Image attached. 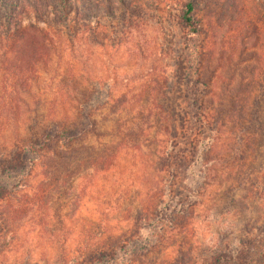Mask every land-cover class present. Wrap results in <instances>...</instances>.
I'll use <instances>...</instances> for the list:
<instances>
[{
    "label": "rangeland",
    "instance_id": "rangeland-1",
    "mask_svg": "<svg viewBox=\"0 0 264 264\" xmlns=\"http://www.w3.org/2000/svg\"><path fill=\"white\" fill-rule=\"evenodd\" d=\"M189 1L196 38L183 26ZM193 99L229 108L214 149L187 170L197 198H180L191 208L159 226L149 253L122 250L116 264H205L261 240L264 0H0V264H71L133 235L172 180L163 155L188 165L174 158ZM84 104L90 132L66 168L20 164L33 117L72 124Z\"/></svg>",
    "mask_w": 264,
    "mask_h": 264
},
{
    "label": "trees",
    "instance_id": "trees-1",
    "mask_svg": "<svg viewBox=\"0 0 264 264\" xmlns=\"http://www.w3.org/2000/svg\"><path fill=\"white\" fill-rule=\"evenodd\" d=\"M184 8L185 10L182 16L183 26L191 29L193 37L196 38L200 31L193 16L194 5L189 1L185 4ZM36 29L41 37L46 35L45 30L40 28ZM200 102L198 103L196 99H193L190 104L193 110L196 109L193 113L195 115H192L191 111L185 112L181 128V130H184L181 136L184 146L178 150L180 157L174 158V160L179 159L180 163L188 164L185 165L184 170L180 168L179 171L176 170L178 172L177 177H180L179 173L182 174V185L177 179L174 182L175 178H177L175 177L176 171L174 168L177 167H175L174 162L173 164L170 162L172 158L168 155L169 153H165L163 156H166V163L168 164L166 178L169 180L173 176L172 180L166 181L165 190L161 193V197L154 196L149 207L141 209L137 213L135 219L136 232L123 241L108 238L105 243L93 251H85V256L81 254L77 256L72 260L71 264H116L118 255L122 250H124L127 260L131 254L140 255L141 253L142 255H146V253L152 250L151 242L156 230L158 228L160 230L159 226L163 227L162 224L164 221L166 224L171 223L172 218H177L180 213H186L187 209L189 210L191 208L188 202L180 200V198H184L185 200L188 198H197L195 186L191 188V186L188 187L187 184L185 185L189 177L187 170H190L191 173L193 170L190 162L194 159H199L200 156L209 155L214 149L215 144L220 140L219 135L222 133L223 116L225 120L226 109H229L225 107L224 103L216 104V101H213L209 107L203 103L200 104ZM84 107L80 119L72 124L71 122L67 124L69 120L55 121L52 119L46 120L45 118L38 119L37 116L33 117L28 124L23 147L17 150L19 158L33 156L36 161L43 164L42 167L45 170L52 167V164L59 166L61 169L66 168L67 163L65 162L70 158L67 156V152L70 149L73 150L75 146L80 149L90 132V130H87L84 121L90 122L92 120L91 106L84 104ZM193 116L197 118L198 122L193 121ZM192 123L198 124L196 130L191 125ZM199 128L204 132L201 133L200 131L198 133L199 131L197 129ZM177 130L178 127L174 126V135L169 132L167 136L170 139L174 138ZM200 136L202 137L200 138ZM22 158H20V164ZM47 179L51 180L50 178ZM46 185L50 186L49 183ZM160 223L161 225H159ZM262 233L261 240L249 242L247 245L240 240L237 244H234L226 250L213 252L205 264H250L252 262L249 259L254 257L260 259L264 257V231ZM180 254L182 252L179 251Z\"/></svg>",
    "mask_w": 264,
    "mask_h": 264
}]
</instances>
